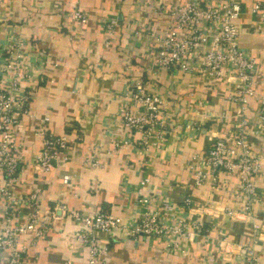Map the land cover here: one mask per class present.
Returning <instances> with one entry per match:
<instances>
[{
    "label": "crops",
    "instance_id": "1",
    "mask_svg": "<svg viewBox=\"0 0 264 264\" xmlns=\"http://www.w3.org/2000/svg\"><path fill=\"white\" fill-rule=\"evenodd\" d=\"M189 1L0 0V48L19 37L38 70L36 78L22 84L30 98L12 137L20 154L13 222H24L32 212L23 200L31 193L37 195L39 212L56 215L42 236L21 237L26 246L21 264H88L87 249L69 244L77 229L70 213L137 216L143 210L138 189L145 177L149 196L173 203L172 218L179 214L186 223L198 224L193 237L182 251H170L160 237L110 236L105 264H228V256L233 259L246 247L264 264V122L258 118L264 98V31L254 30L257 18L251 13L257 0H237L242 10L238 44L257 63L244 129L261 167L251 178L256 192L248 205L235 174L208 173L202 186L193 187L192 165L208 172L203 156L237 122V105L228 99L233 86L225 79L210 86L196 71L167 70L153 62L157 43L151 34L166 29L171 5ZM75 9L85 13V21L70 17ZM110 20L116 26L105 44ZM136 82L166 100L157 147L144 146L117 120L120 98ZM48 134L68 136V160L44 174L34 161ZM118 138L130 144L114 148ZM91 155L98 164L89 162ZM189 195L193 201L185 206ZM3 206L0 197V225ZM224 240L231 244L228 256L219 246ZM7 257L0 251V264H7Z\"/></svg>",
    "mask_w": 264,
    "mask_h": 264
},
{
    "label": "built area",
    "instance_id": "2",
    "mask_svg": "<svg viewBox=\"0 0 264 264\" xmlns=\"http://www.w3.org/2000/svg\"><path fill=\"white\" fill-rule=\"evenodd\" d=\"M242 13L237 0H191L182 4L171 5L168 9L169 23L162 33H152L157 50L153 56L156 66L163 69H178L181 72L196 71L210 86L225 79L233 86L228 99L237 105L236 118L231 131L224 138L214 140L205 155L203 164L208 172L198 165H192L194 188L202 186L208 173L224 171L227 175L235 174L248 202L255 196L256 187L252 176L259 172L261 161L250 149L244 126L248 97L255 94L254 71L257 67L252 53L238 44L240 33L239 18ZM251 13L257 18L254 28L264 31V0H257ZM70 17L78 22L85 21L86 15L81 9H75ZM115 20L105 25L104 42L108 44L114 35ZM27 44L13 36L9 45L0 48V197L4 204V222L0 225V251L8 254L7 264H21L26 246L21 237L33 234L40 237L47 229V224L54 218L55 212L41 213L35 202L37 195L29 194L23 200L32 212L24 222H13L15 212L14 188L19 166V150L12 139L17 123L26 110L25 104L30 92L22 84L31 82L38 72L31 61V54L26 53ZM32 52V51H31ZM33 79V78H32ZM233 79V80H231ZM166 100L158 93L148 92L136 82L126 90L119 101L117 120L131 133L139 135L144 146L157 147L164 134ZM259 122H264V98L260 100ZM66 134H48L36 155L34 166L47 174L54 166L68 160ZM130 144L127 138H118L114 148H124ZM89 162L98 164L94 155ZM149 179L140 181L139 192L143 195L138 201L143 210L128 219L120 214L93 212L70 213L77 224L69 244L87 249L88 264H105L109 251L110 236L138 240L141 237H160L170 251H182L193 237V229L198 224L187 222L181 215L174 213V205L166 198L155 201L145 190ZM185 206L193 201V195L184 198ZM61 210L64 206L59 207ZM224 255L231 253V244L224 240L219 243ZM243 249V253H241ZM239 248L235 258H228V264H258L252 248Z\"/></svg>",
    "mask_w": 264,
    "mask_h": 264
}]
</instances>
